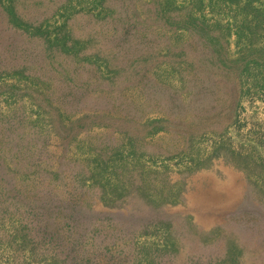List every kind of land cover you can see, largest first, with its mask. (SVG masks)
Here are the masks:
<instances>
[{"label":"rangeland","instance_id":"obj_1","mask_svg":"<svg viewBox=\"0 0 264 264\" xmlns=\"http://www.w3.org/2000/svg\"><path fill=\"white\" fill-rule=\"evenodd\" d=\"M0 264H264V0H0Z\"/></svg>","mask_w":264,"mask_h":264}]
</instances>
